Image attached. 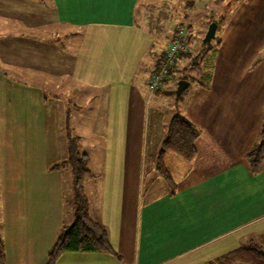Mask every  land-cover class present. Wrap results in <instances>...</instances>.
<instances>
[{"label": "crops", "instance_id": "0c3cea01", "mask_svg": "<svg viewBox=\"0 0 264 264\" xmlns=\"http://www.w3.org/2000/svg\"><path fill=\"white\" fill-rule=\"evenodd\" d=\"M137 3L0 0V133L10 132L18 148L59 149L63 159L70 139H77L90 170L83 178L89 214L105 225L115 252L70 251L55 264H202L243 245L245 229L255 238L264 233V163L252 174L245 158L264 121V25L257 28L254 20L264 22V0L235 8L236 28H222L210 50H219L212 75L177 112L200 128L196 155L227 149L233 159L178 186L171 165L186 167L196 155L186 160L166 151L174 194L157 172V156L147 180L145 156L152 100L165 91L164 84L152 91L149 78L176 24L161 39L136 20ZM62 26L68 30L58 31ZM239 29L253 33L256 44L246 50ZM241 45L246 52L238 60ZM57 162H47V186L32 190L47 214L35 219L33 199L28 225L45 239L43 257L75 219V210L65 217L64 165ZM194 170L185 168L184 176Z\"/></svg>", "mask_w": 264, "mask_h": 264}, {"label": "rangeland", "instance_id": "374dc122", "mask_svg": "<svg viewBox=\"0 0 264 264\" xmlns=\"http://www.w3.org/2000/svg\"><path fill=\"white\" fill-rule=\"evenodd\" d=\"M251 1L252 0H138L135 12L136 20L144 27L155 32L158 37H161V39L164 38L174 24H176V28L177 26H185L189 32L188 36L191 37L190 53L177 60L176 66L171 68L168 74L169 78L164 83L165 91L158 94L157 99L153 98L152 100V106L156 108H154V113H150L148 123L149 143L146 147L145 156V174L148 181L153 174L151 161L154 156H158L162 141L168 135V125L173 114L181 111L185 102V97L191 93L190 91L197 86V83L206 80L213 73L219 50L213 53H211L210 50L213 49L217 43H220L222 28L228 27L231 30L232 28H236L237 20L234 14L235 8L238 7L241 2L243 6L246 5L247 7L250 5ZM260 8L264 11L263 3L259 4V10H262ZM242 12H244V9L243 11L241 9V18ZM249 15L252 17L251 9ZM261 19L262 18L259 16L254 19L257 21V28H261L264 25ZM249 20H252V18ZM212 22L218 24L216 36L207 44H203V39ZM188 24L189 26H187ZM248 27L250 26L247 22L242 28ZM67 30L68 28L65 26L58 29V31ZM229 33L233 34L232 31ZM239 37L243 40V44L245 43L246 50L249 44H256L254 43L255 41H253V33L249 36L245 35L240 30ZM161 44L162 43L159 45ZM209 47L211 48L209 49ZM263 49L264 46L261 47L259 51ZM245 52L246 51L243 50V45H241V53L239 52L238 54V60L244 57ZM263 53L264 51H262V54ZM156 68H158V65H156ZM180 80H187L190 82V85L184 89L180 96H177L176 91ZM3 120L10 123L11 117L5 116ZM40 136H42V133H40ZM256 141L257 136L255 142ZM11 142L10 132L0 133V239L7 244L6 264H46L47 256H42L45 250H43L45 239H42L41 235L36 234V229L34 230L32 226L28 225L32 221L33 212L31 211V205L33 199L34 201L36 199L32 196V190H41L44 186H47L46 182H50L45 172L48 168L47 162L52 161L53 163L55 159H58L57 163L59 166L64 165L62 167L63 176L61 181L63 192L66 197L65 217L69 220V216L76 208V204L72 198L75 177L71 175L74 166V156L71 155L67 157V159L64 158V160L60 158L59 149H45L40 146L39 143L30 147L18 148ZM202 145H204L203 141ZM198 147L200 148L199 142ZM225 153H227L226 156H224ZM219 154H224L221 162L216 161L215 158V156ZM231 156L232 155L227 149L203 150L202 153L196 155V160L190 163L187 162L188 164H186V167L171 165V169L174 171L175 182L179 186L182 182L189 181L196 175L199 176L212 172L219 166H222L221 163L223 164L225 161H231L233 159ZM170 160L173 162V159ZM165 165L168 167L166 163ZM187 167H194L195 170L185 177L184 170L185 168L187 169ZM55 182L58 186L59 181L56 180ZM38 205L39 203L36 200L35 219H39L40 221L46 219L44 217L47 214L42 211L43 207ZM71 222L72 221H68L66 224H71ZM241 234V244H246L250 240L255 239L252 230L249 228L245 229Z\"/></svg>", "mask_w": 264, "mask_h": 264}, {"label": "trees", "instance_id": "16d2710c", "mask_svg": "<svg viewBox=\"0 0 264 264\" xmlns=\"http://www.w3.org/2000/svg\"><path fill=\"white\" fill-rule=\"evenodd\" d=\"M188 40L190 43V36H188ZM189 53L190 49L182 53L180 57L188 55ZM174 66H176V63ZM199 135L200 128L194 122L181 113H175L173 115L169 122L168 135L162 141L156 164L158 173L163 176L171 188V194L175 192V183L171 171L165 165L164 154L166 151L171 150L186 160L192 159L197 154L196 141ZM78 146L77 139L71 138L69 142V156L72 155L75 157H73L74 166L72 169L75 177L74 193H72L76 204L75 219L71 224H66L61 227L47 254L46 264H55L63 253L70 251H104L115 253L107 228L98 220L93 219L89 214L88 200L83 190V178L90 170L87 167V156L79 152ZM245 158L247 167L252 174H257L262 170L264 163V121L259 129L257 141L245 154ZM0 264H6L5 243L1 239ZM202 264H264V233L246 244Z\"/></svg>", "mask_w": 264, "mask_h": 264}, {"label": "built area", "instance_id": "2783aa9c", "mask_svg": "<svg viewBox=\"0 0 264 264\" xmlns=\"http://www.w3.org/2000/svg\"><path fill=\"white\" fill-rule=\"evenodd\" d=\"M188 30L185 26H178L169 44L158 60L156 68L149 78V88L158 91L163 87L171 68L175 65L182 53L189 51Z\"/></svg>", "mask_w": 264, "mask_h": 264}, {"label": "water", "instance_id": "95a60500", "mask_svg": "<svg viewBox=\"0 0 264 264\" xmlns=\"http://www.w3.org/2000/svg\"><path fill=\"white\" fill-rule=\"evenodd\" d=\"M218 24L216 22H212L206 32V35L203 39V44H207L210 42L215 36H216V30H217ZM189 84L187 80H180L177 88V96H180L181 93L184 91L186 86Z\"/></svg>", "mask_w": 264, "mask_h": 264}]
</instances>
